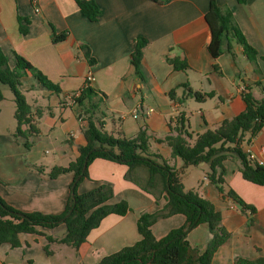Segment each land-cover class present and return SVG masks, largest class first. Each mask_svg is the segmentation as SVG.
Masks as SVG:
<instances>
[{"label":"crops","instance_id":"obj_1","mask_svg":"<svg viewBox=\"0 0 264 264\" xmlns=\"http://www.w3.org/2000/svg\"><path fill=\"white\" fill-rule=\"evenodd\" d=\"M94 1L100 9L96 21L81 13L75 0H37L39 12L34 11L31 0H0V51L6 55L9 66L15 65V52L60 88L56 93L29 74L22 77L21 91L25 97L29 96L30 101L26 99L34 109L42 111L37 121L40 132L30 149L13 137L14 105L3 102L6 95L2 92L0 197L20 211L58 214L64 210L72 174L50 178L48 172L53 166L68 165L78 155V145L85 143L82 129L86 120L78 117L81 105L73 100L72 93L81 91L88 75L95 91L91 101L97 104L93 116L96 124L126 137L145 129L150 137L147 156L177 169L180 179L185 169L193 165L185 166L179 158L172 157L170 147L159 140L174 133L172 120L180 112L187 117L188 130L199 133L192 130L186 113L189 100L197 103L191 104L193 111L199 113L197 131H204L244 110V85L250 87L256 98L264 96V0H216L221 12L231 15L234 27L255 50L252 59L246 57L242 46L231 36L226 42L232 44V53L225 50L212 58L207 49L211 31L205 20L209 0ZM20 23L27 29L26 33L20 31ZM59 33H65V39L53 41L52 36ZM138 37L146 39L142 79L136 77L130 61ZM81 45L89 48L94 63L84 57ZM168 55L185 59L188 68L175 69L168 62ZM214 63L219 73L214 70ZM193 79H197V87L192 85ZM184 83L194 91L214 95L202 100L191 96L181 100L185 91L179 87L176 101L171 100L168 92ZM84 103L88 105L89 100L84 99ZM240 147L264 161V124L253 136L247 132ZM48 149L51 156L43 154ZM217 154L227 155L223 160L226 189L231 188L244 202L253 205L255 212L241 209L219 192L206 173L197 188L190 187L213 203L230 232L227 241L215 251L211 264H234L236 257L264 256V185L242 177L235 152L219 150ZM204 164L209 167V163ZM127 171V165L104 158H95L88 165V176L79 182L77 191H88L98 182L107 183L113 191L111 202L124 200L129 211L105 216L77 250L53 242L49 243L51 253H46V235L61 238L65 233V224L61 223L53 228L39 227L43 235L20 233L17 247L2 244L0 264H98L102 257L134 244L141 238L137 230L139 215L159 210L166 199L160 185L153 189L154 195L127 179ZM132 174L141 180L146 177L147 169L137 166ZM184 222L181 213L158 217L151 231L159 239ZM211 237L206 224L201 223L188 232L186 239L201 253ZM61 245L73 250H63Z\"/></svg>","mask_w":264,"mask_h":264},{"label":"trees","instance_id":"obj_2","mask_svg":"<svg viewBox=\"0 0 264 264\" xmlns=\"http://www.w3.org/2000/svg\"><path fill=\"white\" fill-rule=\"evenodd\" d=\"M163 3L166 0H153ZM80 12L90 21H96L100 15V9L94 0H75ZM21 22V18L18 17ZM205 20L211 31V39L207 49L213 59L221 55L225 50L232 53V44L226 42L231 36L239 43L248 59H252L256 52L248 44L243 34L234 27L229 13L223 14L216 0H209ZM19 29L26 33L27 29L20 23ZM65 33L54 34L53 41L65 39ZM146 39L138 37L130 55L131 64L135 75L142 79V57ZM84 57L89 63L95 60L90 55L87 46L81 45ZM16 62L9 66L6 55L0 51V85H7L12 92L14 101V118L16 127L13 137L26 149L33 146L34 138L39 134L38 119L42 111L27 101L20 89L22 77L31 75L35 77L48 90L60 92L59 86L52 82L46 75L33 66L26 58L14 52ZM167 60L175 69L185 70L188 64L180 57L167 56ZM215 71L219 73L217 64H213ZM260 82H256L259 85ZM184 89L181 100L191 96L197 100L211 97L213 93L194 91L187 83L172 88L168 97L176 101L177 89ZM95 91L89 81L84 84L78 96L72 98L81 105L79 118L86 120V126L82 129L85 143L78 145V155L66 166H53L48 172L50 178H56L62 174L71 173L70 194L65 209L60 214H47L40 211L24 212L7 204L0 197V246L9 244L12 247L20 245V233H35L43 235L39 227L53 228L61 223L65 224V234L61 238L46 235L47 244L44 249L50 254L49 243L57 242L78 249L81 243L86 241L89 232L97 227L101 220L108 214L124 215L129 211L126 201L111 202L112 187L107 183L98 182L92 189L79 193V182L88 176V165L95 158H104L128 166L125 177L132 180L143 190L154 195L157 185L161 192L165 193L166 203L162 208L154 212H142L137 219V230L141 238L132 245L122 247L118 251L108 254L100 259L98 264H211L215 251L224 244L230 236V232L222 224L221 213L215 209L213 203L204 198L195 190H184L178 175V170L167 163H158L149 156L150 137L146 130L141 128L132 137H126L117 131H106L101 124H96L93 116L97 104L91 101ZM242 98L245 108L235 116L225 119L213 129H206L200 133L188 130L187 117L184 112L176 113L174 119V133L167 134L160 142H165L171 149V155L179 158L185 166L209 163L206 178L216 189L233 200L241 209L255 212V207L247 204L231 188L226 189L224 180L223 160L226 154H217L219 150H231L239 159V171L242 177L248 181L264 185V164H260L256 158L250 157L241 147L240 143L247 132L255 135L264 124V96L256 98L248 85L242 89ZM3 94L0 89V100ZM84 99L89 100L88 105ZM225 144H233L224 147ZM158 157L159 155L156 154ZM86 159V168L78 180L83 162ZM137 166H144L147 175L141 181L134 178L132 170ZM142 179V178H141ZM181 213L185 216L182 226L171 229L163 237L156 239L152 234L151 225L158 217H167ZM206 224L212 237L203 252L193 249L186 236L197 225ZM234 264H264V256L255 259L236 257Z\"/></svg>","mask_w":264,"mask_h":264},{"label":"rangeland","instance_id":"obj_3","mask_svg":"<svg viewBox=\"0 0 264 264\" xmlns=\"http://www.w3.org/2000/svg\"><path fill=\"white\" fill-rule=\"evenodd\" d=\"M191 82H192L193 86L197 87V83H198L197 79H193ZM1 86H2V84L0 85V87ZM1 91L6 95V98L3 100V102H7L6 103L7 105L12 104V106H13L14 105V101H13V98H12V92L9 89V87L7 85H3ZM26 97H27L28 101H30L29 100L30 99L29 96H26ZM189 103H190V105H186V113L189 116V119L191 121V128L195 132H199V133L203 132V131H199V130L197 131L196 122L199 119V113L197 111H193V108L191 106V104H197V103H195V101H193V100H191V101L189 100L188 104ZM188 109H191V110H188ZM35 144H36V141L34 140L33 146ZM50 151H51L50 149L44 150L43 154L46 155V156H51V154H50L51 152ZM38 167H40V164H38ZM208 170H209V167L206 164H204V163L203 164H199V165H195V166L194 165L193 166H188L185 169L184 175H183V177L181 179V182H182V185H183V189L186 190V191L187 190H195V189H190V187H196L197 188L199 183L201 184L202 177L204 176L205 173L208 172ZM142 180L143 179H141V181ZM68 198H69V195H68ZM62 212H59L58 214H60ZM60 247L64 248L63 250H73L71 247H67L66 245H61Z\"/></svg>","mask_w":264,"mask_h":264},{"label":"built area","instance_id":"obj_4","mask_svg":"<svg viewBox=\"0 0 264 264\" xmlns=\"http://www.w3.org/2000/svg\"><path fill=\"white\" fill-rule=\"evenodd\" d=\"M31 4H32V7L34 8V11H35V12H39L40 8H39V6H38L37 0H31ZM91 78H92L91 75H88V76H87V80H88V81H90ZM242 89H243V87H242ZM79 93H80V91L75 92V93H74V96H78ZM133 116H136V115H135V112L133 113ZM250 157L255 158L254 155H252V154H250ZM257 161H258L260 164H264V161H262V160L257 159Z\"/></svg>","mask_w":264,"mask_h":264},{"label":"water","instance_id":"obj_5","mask_svg":"<svg viewBox=\"0 0 264 264\" xmlns=\"http://www.w3.org/2000/svg\"><path fill=\"white\" fill-rule=\"evenodd\" d=\"M85 168H86V159H85L84 162H83V167H82L81 173H80V175L76 178V180H78V179L80 178V176L82 175V173H83V171H84Z\"/></svg>","mask_w":264,"mask_h":264}]
</instances>
